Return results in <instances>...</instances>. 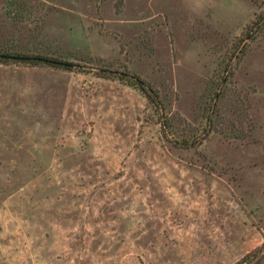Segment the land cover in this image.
<instances>
[{
    "label": "rangeland",
    "instance_id": "rangeland-1",
    "mask_svg": "<svg viewBox=\"0 0 264 264\" xmlns=\"http://www.w3.org/2000/svg\"><path fill=\"white\" fill-rule=\"evenodd\" d=\"M263 243L264 0H0V264Z\"/></svg>",
    "mask_w": 264,
    "mask_h": 264
},
{
    "label": "trees",
    "instance_id": "trees-1",
    "mask_svg": "<svg viewBox=\"0 0 264 264\" xmlns=\"http://www.w3.org/2000/svg\"><path fill=\"white\" fill-rule=\"evenodd\" d=\"M11 56H16V55H11ZM11 56H9L10 58H11ZM16 57H19L20 59H26L28 56H26V58H25V56H16ZM35 59H37V58H35ZM48 60H50V59H48ZM42 61V60H41ZM47 62H54L53 60L52 61H47ZM71 66H72V64L71 63H69ZM69 65V66H70ZM134 79V78H133ZM134 83L135 84H137V85H139V87H140V89L143 91V92H145V93H147V97L149 98V100L155 105V106H157V104L159 103L158 101V94H157V92H155L150 86H147L146 84H145V82L144 81H142V80H140L139 78L137 79V78H135V80H134ZM264 251V243L260 246V247H257L255 250H253V251H251V252H249V253H247L246 254V256L241 260V261H239V262H237L236 264H243L245 261H246V259H248V258H251V257H255V256H257L258 254H260V253H262Z\"/></svg>",
    "mask_w": 264,
    "mask_h": 264
},
{
    "label": "water",
    "instance_id": "water-1",
    "mask_svg": "<svg viewBox=\"0 0 264 264\" xmlns=\"http://www.w3.org/2000/svg\"><path fill=\"white\" fill-rule=\"evenodd\" d=\"M11 58L12 59H20L19 57H16V56H11ZM37 59H39V60H42V61H52V60H48V59H45V58H37ZM54 62H56V63H58V64H60V65H70L69 63H67V62H61V61H59V62H57V61H54Z\"/></svg>",
    "mask_w": 264,
    "mask_h": 264
}]
</instances>
